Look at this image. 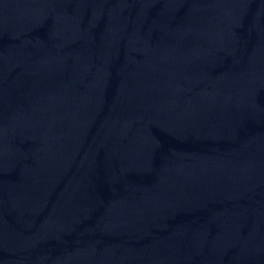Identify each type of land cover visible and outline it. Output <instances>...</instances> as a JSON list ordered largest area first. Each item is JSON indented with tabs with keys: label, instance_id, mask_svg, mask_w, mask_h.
<instances>
[{
	"label": "water",
	"instance_id": "95a60500",
	"mask_svg": "<svg viewBox=\"0 0 264 264\" xmlns=\"http://www.w3.org/2000/svg\"><path fill=\"white\" fill-rule=\"evenodd\" d=\"M0 264H264V0H0Z\"/></svg>",
	"mask_w": 264,
	"mask_h": 264
}]
</instances>
